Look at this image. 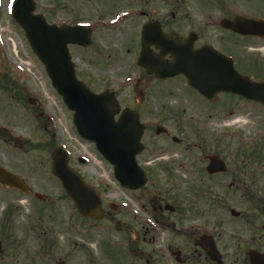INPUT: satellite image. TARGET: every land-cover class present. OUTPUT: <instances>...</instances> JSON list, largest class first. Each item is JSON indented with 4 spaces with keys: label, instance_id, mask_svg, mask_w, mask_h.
I'll return each mask as SVG.
<instances>
[{
    "label": "flooded vegetation",
    "instance_id": "1",
    "mask_svg": "<svg viewBox=\"0 0 264 264\" xmlns=\"http://www.w3.org/2000/svg\"><path fill=\"white\" fill-rule=\"evenodd\" d=\"M52 1L41 4L51 23L90 31V45L70 46L78 77L96 93L115 95L117 119L130 111L144 126L137 163L148 182L131 191L140 206V217L133 215L140 228L121 225L134 264H156L159 254L173 264H252L251 253L264 256V104L232 93L212 101L191 88L184 74L164 77L175 67L168 48L184 47L186 68L187 53L212 46L264 97V25L255 24L264 23V0ZM143 43L151 53L145 58ZM213 157L215 171H209ZM181 190L191 193L171 196ZM220 206L237 212L215 214ZM12 209L15 214L20 206ZM155 224L171 234L163 247ZM39 236L52 259L64 250L59 264H70L72 243L62 248L46 230ZM4 237L12 239L13 232L4 231ZM205 243H214L222 263L207 256ZM96 263L89 257L88 264Z\"/></svg>",
    "mask_w": 264,
    "mask_h": 264
},
{
    "label": "rangeland",
    "instance_id": "2",
    "mask_svg": "<svg viewBox=\"0 0 264 264\" xmlns=\"http://www.w3.org/2000/svg\"><path fill=\"white\" fill-rule=\"evenodd\" d=\"M36 2L37 13H41V4L51 5L53 1ZM11 3L12 0H0V75L8 76L19 91L0 89V160L10 170L20 174L33 193L45 195L47 200L39 201L33 196H18L17 191L0 190V237L7 230L3 226V218L10 209L20 206L8 223L14 238L4 239L0 264H59L58 258L65 256L66 252L58 251L56 259H52L50 250L42 247L43 240L39 235L43 230L56 235L62 248L72 243L70 264H88L89 257L97 260L98 264H126L127 261L134 264L136 262L124 243L128 236L118 233L114 222H93L80 218L60 182L52 174L50 154L57 146H63L70 153V165L97 190L114 221L128 222L134 225L135 230L140 228L133 219V215L141 214L136 197L120 187L114 178L112 165L100 155L95 145L79 136L72 112L53 88L44 66L13 19ZM30 99L37 104L32 106ZM181 191L182 196L191 193ZM181 191L171 192V196L179 197ZM112 203L118 205L117 211L110 209ZM230 208L233 207L217 208L215 214L229 216ZM127 209L131 218L123 217L122 210ZM70 217L75 227H69ZM154 227L157 243L165 246L171 240L170 232L156 224ZM107 241L114 246L111 255L103 247ZM12 245L18 250H11ZM156 260V264H172L162 254Z\"/></svg>",
    "mask_w": 264,
    "mask_h": 264
},
{
    "label": "water",
    "instance_id": "3",
    "mask_svg": "<svg viewBox=\"0 0 264 264\" xmlns=\"http://www.w3.org/2000/svg\"><path fill=\"white\" fill-rule=\"evenodd\" d=\"M35 0H14L12 12L15 20L24 29L26 36L53 82V86L63 96L65 104L75 112L74 122L83 138L96 143L99 151L115 167V177L123 181L125 187L137 189L145 184V175L141 170L128 172L121 164L135 166V155L138 152L140 135L134 125L126 120L116 122L114 119L117 102L113 95H95L76 78L74 66L68 52V45L77 43L76 28H57L46 23L41 15H35ZM203 52V54H202ZM144 47L143 55H147ZM174 54V52H172ZM200 64L198 70L185 72L190 85L211 99L219 92H231L254 98V87L250 81L241 76L232 62L211 49L197 52ZM180 54L175 57L180 61ZM264 103V97H258ZM53 173L62 182L68 195L73 199L78 211L94 220H102L105 213L99 195L82 180L81 176L68 166V154L62 148L52 154ZM211 169H215L212 160ZM0 182L11 188L27 191L24 181L0 167ZM41 198V197H40ZM120 230V223H116ZM0 243V253H1ZM211 258L219 257L215 251L207 248ZM252 264H264V257L253 254Z\"/></svg>",
    "mask_w": 264,
    "mask_h": 264
},
{
    "label": "trees",
    "instance_id": "4",
    "mask_svg": "<svg viewBox=\"0 0 264 264\" xmlns=\"http://www.w3.org/2000/svg\"><path fill=\"white\" fill-rule=\"evenodd\" d=\"M0 87H2V89L3 88L8 89L10 87L11 90H13V89L15 90L16 89L15 91H19V89H17L14 85H11V86H8V84L7 85H4V83L2 82V80H0Z\"/></svg>",
    "mask_w": 264,
    "mask_h": 264
}]
</instances>
